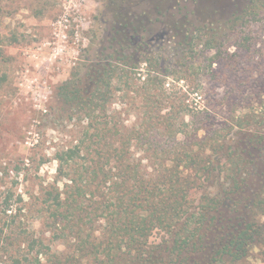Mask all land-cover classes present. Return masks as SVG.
Segmentation results:
<instances>
[{
  "label": "trees",
  "instance_id": "16d2710c",
  "mask_svg": "<svg viewBox=\"0 0 264 264\" xmlns=\"http://www.w3.org/2000/svg\"><path fill=\"white\" fill-rule=\"evenodd\" d=\"M243 12L232 21L243 19V24H249L258 14L254 10ZM139 22V17L131 18L130 11L115 14L111 41L131 42ZM238 23H233L234 27L243 25ZM239 37L230 44L238 46ZM247 39L248 35L244 42ZM192 40V36L185 39ZM201 45L206 68L218 59L235 61L236 50L228 52V44L222 48L210 38ZM209 51L213 54L207 58ZM107 56L115 63L111 59L98 62L90 90H81L70 81L58 87V96L69 107V120L75 119L77 131L74 142L55 154L53 181L27 200L20 194L13 198L10 190L3 192L0 239L5 242L4 264H188L193 255L199 256H194L191 264L205 260L216 264L247 257L251 247L264 240V225L256 223L252 215L232 222L233 218L223 217L221 208L226 205L224 199L236 197L231 213L236 212L234 206L251 189L252 200L245 197V205H250V211L264 214V182L255 190L246 183L248 178L243 173L250 162L240 153L237 160L230 158L229 152L222 160L218 155L211 160L204 154L206 147L215 151L219 146L217 133L204 139L202 152H196L188 143H176L174 136L188 127L183 118L178 120L179 111L190 114L191 122L196 124L193 130L205 122L212 125V116L186 106L177 112L164 111L170 97L164 87L172 74L169 65L159 73L160 59L154 58L153 63L145 59L148 74L140 81L133 70L135 64L130 69L119 66L121 60L129 66L134 58L119 55L118 51ZM118 92H122L121 97L130 92L133 97L141 96L144 124L126 128L115 114L107 113ZM144 145L153 147L149 157L158 161L151 171L143 169L142 158L132 150V146ZM214 160L220 166H211ZM215 169L217 175L212 174ZM223 170L229 173L218 184L217 192L208 190L212 182L203 190L205 180L213 176L212 180L218 181ZM195 190L198 197L192 196ZM30 217L39 219L38 231H26ZM224 227L233 231L215 241L216 230Z\"/></svg>",
  "mask_w": 264,
  "mask_h": 264
},
{
  "label": "rangeland",
  "instance_id": "374dc122",
  "mask_svg": "<svg viewBox=\"0 0 264 264\" xmlns=\"http://www.w3.org/2000/svg\"><path fill=\"white\" fill-rule=\"evenodd\" d=\"M69 1L0 0V200L7 190L13 192V198L20 194L27 200L53 181L55 154L74 142L77 131L75 119L69 120V107L58 96V87L70 81L81 90H90L98 62L111 59L115 63V59L107 56L115 51L134 58L129 66H124L123 60L119 66L130 69L135 64L133 70L140 81L148 74L145 59L153 63L154 58H159V73L169 65L172 74L166 78L164 87L170 97L164 111L177 112L186 106L188 110H203L212 116V125L205 122L193 130L196 124L191 122L190 114L179 111L178 120L183 118L188 127L174 136L176 143H188L196 152H202L204 139L217 133L219 146L215 151L206 147L204 154L211 160L217 155L222 160L229 152L230 158L237 160V154L244 156L241 147L249 134L264 133V0H72L71 6L76 3L82 11L81 22L77 23L79 37L73 39V23L67 32V42H62L54 38L53 23L62 16L63 6ZM245 10L258 12L256 19H249V24H243V19L232 21ZM127 11L132 19L142 20L137 34L129 43L111 41L115 14ZM237 22L243 25L234 27ZM247 35L248 42H244ZM191 36V42L185 41ZM237 37L239 45H231ZM210 38L222 48L228 44V52L235 49V61L218 59L206 68L207 59L202 60L200 55L201 44ZM59 46L63 51L54 56V49ZM212 54L213 51L207 52V58ZM178 76L182 79L177 80ZM121 93L113 96L107 113L115 114L126 128L144 124V100L140 95L133 97L131 92L125 97ZM160 140H165V136ZM132 148L142 158L143 169L151 171L158 162L149 157L153 147ZM213 162L211 166H220L219 162ZM229 166L227 162L226 167ZM244 171L243 176L254 190L263 183L257 170L251 175L250 163ZM217 173L216 169L212 172ZM228 173L221 171L218 181L209 176L203 190L212 182L208 190L217 192L218 184ZM250 190L234 206L239 210L237 221L247 201L245 197L252 198ZM196 194V190L192 192L193 197H198ZM231 208L228 212L226 206L222 207V214H231ZM250 215L256 223L264 225V214L247 210L245 216ZM30 218L26 231H38L39 219ZM258 242L247 257L216 264H264V240ZM2 246L5 242L0 239V264L5 263ZM57 246L61 248V244Z\"/></svg>",
  "mask_w": 264,
  "mask_h": 264
},
{
  "label": "flooded vegetation",
  "instance_id": "af4514ba",
  "mask_svg": "<svg viewBox=\"0 0 264 264\" xmlns=\"http://www.w3.org/2000/svg\"><path fill=\"white\" fill-rule=\"evenodd\" d=\"M241 150H242L241 152L244 153V158H245L246 162L247 161L250 162V165H251L252 170H253L251 172V175H254L256 173V170H257L258 176L261 177L263 182H264V133L260 134V133L251 132L249 134V136L247 137L244 145H242ZM256 164H259V169H256ZM246 183H248V181ZM238 198H240V195H238ZM240 199L243 200L244 197H241ZM235 200H237L236 197L230 198V200L228 201L229 203L224 200L223 204H226V205H223V207L226 206L228 208V212H229L230 211L229 208L232 207V203ZM250 200H252V198ZM248 204H251V202ZM249 206L250 205H245V203L243 204V209L241 210L242 214L240 215L241 216L240 220H241V218H246L245 212H247ZM237 211H239V210H237ZM236 212L234 211L231 214H224V215L222 214V215L225 219L233 218L234 221H232V222L237 223V218L235 220L234 216H236V217H239V216H238V213H236ZM231 231H233V230L226 229L225 227L222 228V230H219V231L216 230L217 239L215 241H219L218 239L221 240L223 235L226 236ZM192 261H193V259H191V263H192ZM207 262L208 261L205 260V261H202V263H200V264H209Z\"/></svg>",
  "mask_w": 264,
  "mask_h": 264
},
{
  "label": "built area",
  "instance_id": "2783aa9c",
  "mask_svg": "<svg viewBox=\"0 0 264 264\" xmlns=\"http://www.w3.org/2000/svg\"><path fill=\"white\" fill-rule=\"evenodd\" d=\"M72 0H70L68 2V5L64 4V12L62 14V16L53 23L54 26V38L55 40H59L62 42H67L68 36H67V32L69 27L72 26V24L74 23V28H73V39L77 40L79 37V25L77 23L81 22V14L82 11L79 8V5L76 3H73V8L71 6ZM74 43H76V41H74ZM63 51V47H57L54 49V56L57 55L59 52ZM168 85V83H167Z\"/></svg>",
  "mask_w": 264,
  "mask_h": 264
}]
</instances>
